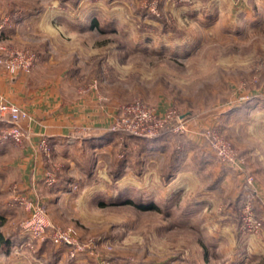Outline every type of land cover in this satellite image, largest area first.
<instances>
[{"label":"rangeland","instance_id":"374dc122","mask_svg":"<svg viewBox=\"0 0 264 264\" xmlns=\"http://www.w3.org/2000/svg\"><path fill=\"white\" fill-rule=\"evenodd\" d=\"M21 2L69 14L52 31L55 44L22 42L25 33L13 43L0 38L4 52L36 55L27 73L53 56L45 74L55 83L73 78L116 107L113 119L137 102L173 119L154 138L111 129L68 158L55 151V163L42 152L55 197L39 191L36 202L13 189L4 230L12 245L0 247V264H264V0ZM232 112L239 118L225 119ZM215 134L235 151L239 172L217 158ZM223 168L240 184L222 189ZM247 199L257 230L244 220ZM29 202L46 209L51 225L74 231L82 250L32 239L23 229Z\"/></svg>","mask_w":264,"mask_h":264},{"label":"crops","instance_id":"0c3cea01","mask_svg":"<svg viewBox=\"0 0 264 264\" xmlns=\"http://www.w3.org/2000/svg\"><path fill=\"white\" fill-rule=\"evenodd\" d=\"M68 15L55 10V3L51 7L40 8L27 6L21 0H0V38L4 40L8 37L7 41L13 43L20 34L25 33L22 42L55 44V34L52 31L55 25L61 27ZM3 27L4 29H1ZM85 27L84 25L82 28ZM44 29L50 35L46 36L47 39L43 35ZM43 37L46 41H43ZM46 44L43 45L46 47ZM53 58L43 56L31 73L22 72L15 75L0 67V101L6 100L16 104L30 116L21 122L27 135L23 145L0 142V229H3L0 233L3 235L8 225V215L13 208L12 204H9L14 198L13 189H19L36 202L41 200L39 191L44 193L43 191L47 190L48 197H55V187L46 188L44 185L50 164L37 149L39 143L46 140L52 147L51 154L55 163V151L68 158L73 146L104 138L118 113L115 106L103 102L96 94H84L71 77L57 80L55 83L54 75L50 77L45 74V68ZM233 113L226 114L225 119H238L239 117L234 118ZM7 125L0 121V131ZM207 162L213 170H217L215 161L208 159ZM230 168L239 172L233 167ZM218 170V175L222 172V189L229 187L234 181L240 184L241 175L238 173L228 172L224 168L222 171ZM14 200L17 203V198Z\"/></svg>","mask_w":264,"mask_h":264},{"label":"built area","instance_id":"2783aa9c","mask_svg":"<svg viewBox=\"0 0 264 264\" xmlns=\"http://www.w3.org/2000/svg\"><path fill=\"white\" fill-rule=\"evenodd\" d=\"M5 54V55H4ZM37 57L34 53L24 51L4 52L0 48V67L4 68L11 74L19 72H30L35 66ZM122 115L114 121L113 131H125L138 137L154 138L164 129L169 121L173 119L172 114L159 116L150 109H146L139 102L123 106L120 109ZM29 119L27 113L21 108L13 105L6 100L0 101V121L8 124L0 131V142H10L15 145H21L24 140L21 122ZM218 135L212 136V148L217 158L229 167L238 170L239 162L236 160L235 151L228 145L221 142ZM39 150L47 156L52 153V147L46 140L39 144ZM46 183L54 184L55 179L51 174H46ZM247 184L252 189L253 177L247 176ZM247 198H251L249 195ZM26 208L30 212V218L23 224V229L28 235L37 241L50 240L55 245L73 246L76 251H81L82 247L78 245V240L74 231L70 229H61L49 223L46 209L41 205L27 203ZM244 220L247 226L255 230L258 229L259 223L255 219L251 200L245 201L243 207Z\"/></svg>","mask_w":264,"mask_h":264},{"label":"trees","instance_id":"16d2710c","mask_svg":"<svg viewBox=\"0 0 264 264\" xmlns=\"http://www.w3.org/2000/svg\"><path fill=\"white\" fill-rule=\"evenodd\" d=\"M74 1V0H73ZM110 130H111V128H110ZM128 134H130V133H128ZM135 139H138V138H135ZM138 140H140V139H138ZM125 203H130V204H133V205H135V206H137L138 208H141V209H152V206H153V204H138V203H135L134 201H132V200H128V201H126ZM18 241H19V239H18ZM3 245H7V246H11L12 245V242H11V240H10V238H8V237H6L5 235H3L2 233H0V247L1 246H3Z\"/></svg>","mask_w":264,"mask_h":264}]
</instances>
